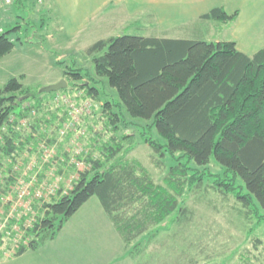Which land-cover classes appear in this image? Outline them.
I'll return each instance as SVG.
<instances>
[{
  "label": "rangeland",
  "instance_id": "obj_1",
  "mask_svg": "<svg viewBox=\"0 0 264 264\" xmlns=\"http://www.w3.org/2000/svg\"><path fill=\"white\" fill-rule=\"evenodd\" d=\"M14 2L0 0V32L20 27L9 33L16 40L15 50L0 58V88L15 78L29 96H35L10 117L9 124L15 122L11 134L15 151L0 158V264H264V212L245 209L232 194L219 192L216 182L223 171L213 161L203 169L189 165L188 176H194L195 182L178 199L181 213L176 210L129 246L92 197L54 240L15 256L20 243L29 241L23 238L25 231L42 217V205L71 190L79 174L89 169L88 160L103 158L108 143H120L119 157L138 162L162 186L169 167L180 158V154L173 159L154 154L145 140L159 144L163 140L151 121L125 114L115 90L94 74L85 50L97 40L119 35L194 39L190 37L196 30L197 38L217 42L227 41L228 31L226 24L200 21L179 32H158L148 28L143 16L133 27L136 17L129 19L117 10L119 15H106L109 22L97 32L68 39L49 6L27 0L16 8ZM69 68L80 69L82 81H68L64 72ZM87 79L96 89L95 97L81 90ZM61 80L64 89L41 93ZM107 102L118 115L115 124L109 121ZM34 105L37 108L26 111Z\"/></svg>",
  "mask_w": 264,
  "mask_h": 264
},
{
  "label": "trees",
  "instance_id": "obj_2",
  "mask_svg": "<svg viewBox=\"0 0 264 264\" xmlns=\"http://www.w3.org/2000/svg\"><path fill=\"white\" fill-rule=\"evenodd\" d=\"M26 1L15 0L16 8ZM236 18V12L217 8L201 19L229 24ZM17 28L0 32V58L14 49L16 40L9 33ZM85 54L94 74L115 90L125 114L151 121L163 140V144L145 140L154 154L172 159L180 154V158L169 167L162 186L138 162L119 157L120 143H108L103 158L89 159V169L79 174L71 190L42 205V217L25 231L23 238L29 241L20 243L15 256L54 240L92 197L129 246L176 210L181 213L178 199L195 182L188 176L189 165L203 169L211 161L223 171L216 182L219 192L232 194L245 209L264 212V48L249 57L233 41L119 35L94 42ZM80 71L69 68L64 74L68 81L78 82L83 78ZM81 85L83 92L95 97L88 79ZM26 89L15 78L0 88V158L15 151L11 137L15 122L9 124V119L35 96ZM110 105L105 107L115 124L118 115ZM29 107L26 111L37 108Z\"/></svg>",
  "mask_w": 264,
  "mask_h": 264
},
{
  "label": "crops",
  "instance_id": "obj_3",
  "mask_svg": "<svg viewBox=\"0 0 264 264\" xmlns=\"http://www.w3.org/2000/svg\"><path fill=\"white\" fill-rule=\"evenodd\" d=\"M36 1L43 2L44 5L52 9L51 12L57 20L62 35L68 39H74L82 32L85 35L97 32L99 26L109 22L106 15L111 17L119 15L120 12L117 10H120L129 19L136 17V20L131 23L133 27L140 25V18L143 16L148 19L150 30L167 33L179 32L192 27L193 24L200 23V21L208 22L209 20L201 19L202 16L214 9L221 8L227 14L237 13L236 20L226 24L227 41H233L236 44V49L249 57L264 48V0ZM221 25L224 24L221 23ZM192 32L193 35L190 38H197V31L193 30ZM154 37L178 39L162 35ZM185 39H189V37H185ZM14 50L15 46L11 52Z\"/></svg>",
  "mask_w": 264,
  "mask_h": 264
},
{
  "label": "water",
  "instance_id": "obj_4",
  "mask_svg": "<svg viewBox=\"0 0 264 264\" xmlns=\"http://www.w3.org/2000/svg\"><path fill=\"white\" fill-rule=\"evenodd\" d=\"M66 87V83L61 80L56 84L49 85L42 89L41 93H54Z\"/></svg>",
  "mask_w": 264,
  "mask_h": 264
},
{
  "label": "built area",
  "instance_id": "obj_5",
  "mask_svg": "<svg viewBox=\"0 0 264 264\" xmlns=\"http://www.w3.org/2000/svg\"><path fill=\"white\" fill-rule=\"evenodd\" d=\"M6 2H8V0H6ZM23 191V190H22Z\"/></svg>",
  "mask_w": 264,
  "mask_h": 264
}]
</instances>
